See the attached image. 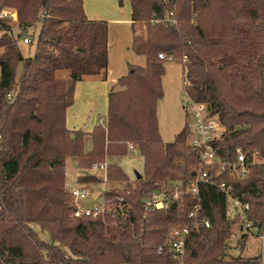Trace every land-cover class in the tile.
<instances>
[{
  "label": "trees",
  "instance_id": "16d2710c",
  "mask_svg": "<svg viewBox=\"0 0 264 264\" xmlns=\"http://www.w3.org/2000/svg\"><path fill=\"white\" fill-rule=\"evenodd\" d=\"M129 3L131 49L145 66H130L116 81L104 125L86 133L68 130L65 115L78 82L87 77L106 81L107 23L87 19L83 0H0V11H16L18 27L15 34L0 19V264L179 262L169 250L158 249L170 226L188 223L194 201L185 196L148 212L142 206L165 183L187 184L198 164L197 153L187 146L186 125L172 143L164 144L159 135L156 107L164 75L159 54H173L178 61L186 57L184 91L222 125L215 144L222 162H234L237 148L245 153L244 178L230 168L216 176L215 167L209 175L248 205L253 227H264V0H177V25H149L145 37L137 25L162 16L169 6L163 0ZM36 24L35 52L24 58L17 42ZM59 71H67L68 78L57 79ZM9 94L15 95L12 102ZM128 144L143 158V175L122 193H106L116 212L105 222L73 218L74 206L64 191L66 159L83 169L106 157L125 156ZM94 178L78 180L85 184ZM107 178L113 184L128 181L121 167L111 163ZM198 191L200 218H207L210 227L190 232L183 263L231 264L225 249L236 223L226 217V198L216 187L200 185Z\"/></svg>",
  "mask_w": 264,
  "mask_h": 264
},
{
  "label": "rangeland",
  "instance_id": "374dc122",
  "mask_svg": "<svg viewBox=\"0 0 264 264\" xmlns=\"http://www.w3.org/2000/svg\"><path fill=\"white\" fill-rule=\"evenodd\" d=\"M6 9L7 8H4L2 10ZM90 9L92 11V20L105 21L108 25V74L106 81L108 82L107 87L109 88V90H111L112 87L117 90L118 87H115V84H109L112 78H116L118 80L119 78L127 75L130 66H145V59L143 57L136 56L132 52V30L130 22L112 21L116 19L118 20L119 18L124 19V17L120 16V13L122 15L125 14V17L129 19L131 15L130 3L129 0H123L121 5L119 4L118 0H99L98 3H94V0H91ZM117 9L119 11H117ZM146 25L147 24L137 25V32L142 34V30L144 29V27H146L147 29L149 28ZM11 26L14 31H17V22L11 21ZM39 29L40 25L36 24L35 28L29 30L28 36H26L30 41L29 44L23 43V36H21V38L18 40L17 45L24 58H30L33 56ZM146 35L142 36L145 37ZM1 51L2 50L0 49V52ZM163 66L164 75L161 81L163 97L157 103L156 116L158 132L161 140L164 144H169L174 141L175 136L179 132H181L184 126L190 121V116L185 111V107H187V103L189 102V97L184 91V83L187 81V79L185 75L186 71L184 66L182 65L181 60L178 61L175 59V61L173 62H164ZM20 70L21 66H19L18 68L17 80L19 78ZM56 78H68V72L59 71L56 73ZM79 116L81 115L79 114ZM106 117L107 103L106 111L96 114L94 116L93 123L95 125H99L98 120L101 118L104 125ZM79 124L76 127L77 129H71V131H77L78 129L87 130L86 128H88V126L83 125L82 123ZM67 126L66 128L70 129V126H72V124L69 123V125ZM84 150L86 152L91 150V139L89 136L85 137ZM103 162H107V164L111 163L119 165L128 178V181L116 184L110 183L107 179L106 185L104 184L106 193H122L119 188L120 184L127 182V184L129 183V185H133L135 180V173H138L141 177L143 175V158L139 154V152H137V154L128 152L125 156H122L120 158L106 157ZM93 165L87 166L83 169H78L75 166L73 159L67 158L64 168V191L67 193L68 187L85 185L89 188H93L95 193H103L104 188L101 185L102 181L100 179L102 177V174L98 171L92 170ZM80 176H94L95 181H90L88 183L82 184L78 180ZM30 226L34 229V231L41 239L49 241V236L46 232H43L36 225L31 224ZM168 232L166 234V237L168 236ZM244 234L246 235V237L242 238ZM225 253H227L226 260L230 262L232 261L231 264H264V249H261L258 238L256 237V230L253 228L250 229L249 234H247L246 231L240 230L238 224H234L231 228V237H229L227 240ZM181 263L184 264L183 260H181Z\"/></svg>",
  "mask_w": 264,
  "mask_h": 264
},
{
  "label": "built area",
  "instance_id": "2783aa9c",
  "mask_svg": "<svg viewBox=\"0 0 264 264\" xmlns=\"http://www.w3.org/2000/svg\"><path fill=\"white\" fill-rule=\"evenodd\" d=\"M163 2L169 6V10L158 18L153 17L146 25L147 27L149 25H162L164 27H175L177 25V0H163ZM0 19L11 24V21L17 22V14L13 10H2L0 11ZM147 31L148 29L144 27L141 35H146ZM14 33L17 34V31H14ZM23 43L29 44L30 41L26 37L23 38ZM158 58L164 62L175 61L173 54H159ZM181 62L182 64L186 63V57H183ZM184 84H187V81ZM14 97V94H9L7 99L9 102H12ZM185 111L190 116V121L186 124L189 132L187 146L198 155V164L193 169L194 176L187 184L183 182L163 184L159 189L154 190L148 197L143 199L142 206L144 212L162 210L170 202H180L185 196H189L195 204L193 209L188 213V223L170 227L168 236L163 245L158 249V253H161L163 249H167L173 253L174 258L178 259V261L180 260L177 264H182L181 260L185 255V242L190 232L197 230L199 227L207 229L210 227L207 218H200L201 206L198 191L200 185L216 187L226 198L225 214L227 219L235 221L240 230L246 231L247 234H249L250 229H255L260 247L264 249V227L257 228L252 226L247 217L248 205H244L241 200L233 196L230 186L224 183H216L209 175V171L215 167L219 169L216 176L223 170L230 168V172L235 174V176L244 178L247 169L245 153L242 149L237 148L235 150L236 160L234 162L227 164L222 162L215 146L222 135V125L216 118L209 115L206 105L197 103L191 99H189ZM99 124L103 125V122L99 121ZM127 149L128 152H132L133 154H137L138 152L133 144H128ZM107 167V162L92 166V170L102 174L100 179L102 181L101 185L104 188L103 193H95L93 188L85 185L68 187L67 193L74 206L73 218L100 219L102 222H105V217L108 214L116 212L115 210L112 211V207L106 199V189L104 186L108 179ZM128 186L129 183H122L119 185V188L121 191H124Z\"/></svg>",
  "mask_w": 264,
  "mask_h": 264
},
{
  "label": "crops",
  "instance_id": "0c3cea01",
  "mask_svg": "<svg viewBox=\"0 0 264 264\" xmlns=\"http://www.w3.org/2000/svg\"><path fill=\"white\" fill-rule=\"evenodd\" d=\"M98 2L99 0H94V3H98ZM90 4H91V0H83V8L85 15L87 16V18H89V20H92L93 17H91L92 11L90 9ZM117 11L119 10L117 9ZM120 16L124 17V19L119 18L118 20L116 19L112 21L130 22L131 24V20H130L131 18L128 19L127 17H125L126 16L125 14L122 15L121 13ZM107 74H108V67H107ZM116 81H117L116 78H112L109 84H115ZM107 84H108L107 81H102L99 77H87L76 84L73 104L70 108L66 110V115H65L66 126L69 125V123L72 124V126H70L71 128L68 130L77 129L76 127L78 126V124L82 123L83 125L88 126V128H86L87 130H82V129L80 130L86 133L92 131V129L96 126L93 123L94 116L99 112L103 113V111H106V103L108 101V94L110 91L109 88L107 87ZM79 114L81 116H79ZM70 115H71V119H70ZM99 121H102V119L100 118L98 122Z\"/></svg>",
  "mask_w": 264,
  "mask_h": 264
},
{
  "label": "water",
  "instance_id": "95a60500",
  "mask_svg": "<svg viewBox=\"0 0 264 264\" xmlns=\"http://www.w3.org/2000/svg\"><path fill=\"white\" fill-rule=\"evenodd\" d=\"M141 176L138 173H135V179H140Z\"/></svg>",
  "mask_w": 264,
  "mask_h": 264
}]
</instances>
